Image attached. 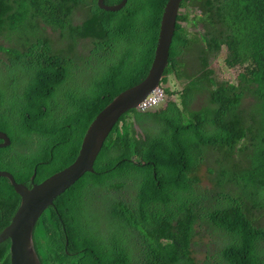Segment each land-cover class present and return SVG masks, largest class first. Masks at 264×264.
<instances>
[{"label":"trees","instance_id":"16d2710c","mask_svg":"<svg viewBox=\"0 0 264 264\" xmlns=\"http://www.w3.org/2000/svg\"><path fill=\"white\" fill-rule=\"evenodd\" d=\"M168 1L128 0L112 12L98 0H0V36L11 44L0 45L11 62L0 84V131L11 139L0 171L31 186L35 172L41 183L75 161L94 118L148 75ZM181 5L162 80L166 106L124 114L95 172L41 216L34 243L42 264H199L192 249L204 222L224 232L223 264H264V0ZM80 40L97 60L86 83L77 78ZM225 48L229 67L245 66L236 83L218 81L211 68ZM171 80L183 85L175 100ZM195 100L206 103L195 108ZM205 165L210 187L202 186ZM20 204L1 177L0 233ZM207 243L203 264H218ZM0 264H11L9 240Z\"/></svg>","mask_w":264,"mask_h":264},{"label":"water","instance_id":"95a60500","mask_svg":"<svg viewBox=\"0 0 264 264\" xmlns=\"http://www.w3.org/2000/svg\"><path fill=\"white\" fill-rule=\"evenodd\" d=\"M183 1L169 0L164 8L148 75L139 84L119 94L94 118L84 135L78 156L71 165L41 183H35V172L31 186L17 182L9 171H0V178L9 179L21 197V204L11 223L0 233V244L10 241L11 264H42L34 243V232L41 216L82 176L95 172V162L120 118L131 110L139 109L140 104L161 86L169 65L170 50ZM127 2L128 0H122L116 5H106L105 0H98L102 9L112 12L121 10ZM0 141V148L11 145L10 137L2 131Z\"/></svg>","mask_w":264,"mask_h":264},{"label":"rangeland","instance_id":"374dc122","mask_svg":"<svg viewBox=\"0 0 264 264\" xmlns=\"http://www.w3.org/2000/svg\"><path fill=\"white\" fill-rule=\"evenodd\" d=\"M189 7H191V6L189 5ZM199 13L200 12L198 11L196 14H199ZM82 20H83V16H82L81 12L76 13V15L74 16V22L80 23ZM181 24L183 26H187L189 28V30L193 33H197L199 31H202V27H196L193 25H188V23L184 22V21L181 22ZM44 32L48 33L54 40L57 39L59 42L63 41L60 38V31H58V30L54 31L53 28H45ZM1 36H0V45H3L5 47H10L11 44L7 41V38L1 37ZM14 39H15V37H12V40H14ZM77 43H79L77 45L79 55H80V57L81 56L84 57L83 61L78 60V65L80 66V70L77 71V78H78V82H79L80 74H81V76H82L81 80L86 83L87 78H88L87 76L91 73V70L85 69V68H94L97 64V60L93 57L87 56V54L90 52L92 47L89 46V44L87 43L86 40H80ZM227 56H228V51H226V48H225L220 53L219 57H217L211 61V68H213L214 76L218 81H221V82L229 81V82L236 83L238 81L239 74L244 71V68L243 67H235V68L227 67L228 63L226 65V63L224 61V59ZM187 58L190 61V65L195 61L194 57L190 53H187ZM6 64L11 66V62L9 60L8 55L6 53H4L3 51H1L0 52V84L7 77V76H3V75H5L4 70L7 69ZM170 86H173V89L178 92V94L175 95V97L174 96L172 97V100H175V99H177L178 96H180V92L183 89V85L176 84L175 80L174 81L171 80ZM71 87H73V83L71 82V78H70L69 81L61 88L60 95H61L63 90L72 89ZM75 90L78 91V89H75ZM206 100L202 101V102L195 100L193 105L195 108H198V106L201 103H203V102L206 103ZM245 102L247 104H250L253 102V100L250 98H247ZM165 104H166V101L163 104V106H161V108L165 107L166 106ZM208 165L210 166V168H214V166L212 164H208ZM208 169H209V167L207 165H205L202 167V169L200 171V175L202 177V186L203 187H210L211 178L214 176L213 174L208 172ZM89 198L95 199L96 195H90ZM92 203L95 204L96 201L92 200ZM223 235H224V232H222L216 228L211 227V224H208L207 222H204L202 224V228L200 229V233H198L195 237V244H194L193 249H192L193 254H194V256L197 259L199 264H203L205 261V255L204 254L208 249L207 248L208 247L207 246L208 241L210 242L211 252L215 256V262L218 264H220V263L223 264L221 261V260H223V255H221L222 253H221V244H220Z\"/></svg>","mask_w":264,"mask_h":264},{"label":"built area","instance_id":"2783aa9c","mask_svg":"<svg viewBox=\"0 0 264 264\" xmlns=\"http://www.w3.org/2000/svg\"><path fill=\"white\" fill-rule=\"evenodd\" d=\"M165 100V93L162 88L155 90L151 95H149L145 101L141 104L142 110L154 109L160 106Z\"/></svg>","mask_w":264,"mask_h":264},{"label":"clouds","instance_id":"9594fccd","mask_svg":"<svg viewBox=\"0 0 264 264\" xmlns=\"http://www.w3.org/2000/svg\"><path fill=\"white\" fill-rule=\"evenodd\" d=\"M184 1H185V0H184ZM184 1H183V2H184ZM182 10H183V8H182V5H181V9H180V12H179V16H180L181 12L185 11V10H183V11H182ZM178 19H179V17H178ZM178 23H179V21H178ZM226 51H227V49H226ZM225 63H226V65H227V62H226V61H225ZM227 67H229V66H227ZM235 67H243V68H244V71H245V66L237 65V66H235ZM235 67H234V68H235ZM229 68H232V67H229ZM212 69H213V68H212ZM244 71H243V72H244ZM241 73H242V72H241ZM170 82H171V81H170ZM170 82L167 84L166 87H170ZM173 84H174V83H173ZM159 88H162V89L164 90V88L162 87V84H161V86H160ZM159 88H158V89H159ZM153 92H154V91H153ZM153 92H152V93H153ZM152 93H151V94H152ZM164 93H165V91H164ZM151 94H150V95H151ZM166 98H167V97H166V94H165V100H164V102H163L160 106H158V107H156V108H154V109H147V110H155V109H158L159 107L163 106V104H164L165 101H166ZM144 101H145V100H144ZM144 101H143V102H144ZM143 102H142V103H143ZM142 103H141V104H142ZM141 104H140V106H139V109H137V110L146 111V110H142V109H141Z\"/></svg>","mask_w":264,"mask_h":264},{"label":"flooded vegetation","instance_id":"af4514ba","mask_svg":"<svg viewBox=\"0 0 264 264\" xmlns=\"http://www.w3.org/2000/svg\"><path fill=\"white\" fill-rule=\"evenodd\" d=\"M8 72V70H4V73L6 74Z\"/></svg>","mask_w":264,"mask_h":264}]
</instances>
